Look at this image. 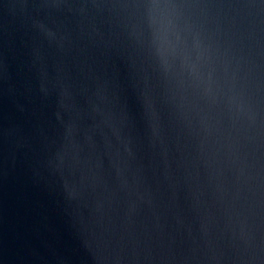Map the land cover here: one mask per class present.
<instances>
[{
  "label": "water",
  "instance_id": "water-1",
  "mask_svg": "<svg viewBox=\"0 0 264 264\" xmlns=\"http://www.w3.org/2000/svg\"><path fill=\"white\" fill-rule=\"evenodd\" d=\"M0 264H264V0H0Z\"/></svg>",
  "mask_w": 264,
  "mask_h": 264
}]
</instances>
